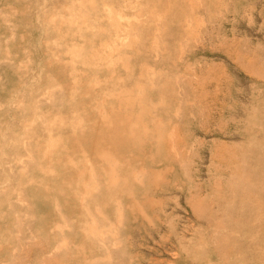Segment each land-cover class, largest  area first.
<instances>
[{"label": "rangeland", "instance_id": "rangeland-1", "mask_svg": "<svg viewBox=\"0 0 264 264\" xmlns=\"http://www.w3.org/2000/svg\"><path fill=\"white\" fill-rule=\"evenodd\" d=\"M262 213L264 0H0V264H253Z\"/></svg>", "mask_w": 264, "mask_h": 264}, {"label": "bare ground", "instance_id": "bare-ground-1", "mask_svg": "<svg viewBox=\"0 0 264 264\" xmlns=\"http://www.w3.org/2000/svg\"><path fill=\"white\" fill-rule=\"evenodd\" d=\"M118 142V141H117ZM127 145V144H126ZM262 212V211H261ZM262 214H264V213H262ZM254 229L255 228H253V229H250L249 231H248V233H247V236H255V232H254ZM260 234H264V232H262V233H260ZM259 234V231L258 230H256V240H254L253 242L254 243H256V247H258V245H259V242L260 241H262V240H264V236H262V235H260ZM253 242H250V244H249V246H252V243ZM249 243V242H248ZM253 262V264H261V263H264V256H259V255H256V256H254V258H253V260H252ZM213 264V263H212Z\"/></svg>", "mask_w": 264, "mask_h": 264}]
</instances>
